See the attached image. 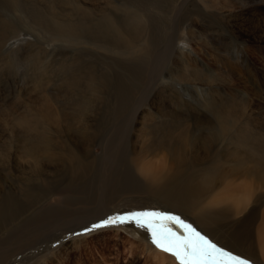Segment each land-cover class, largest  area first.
I'll use <instances>...</instances> for the list:
<instances>
[{"label": "bare ground", "instance_id": "bare-ground-1", "mask_svg": "<svg viewBox=\"0 0 264 264\" xmlns=\"http://www.w3.org/2000/svg\"><path fill=\"white\" fill-rule=\"evenodd\" d=\"M110 1L114 2L109 0L110 4ZM138 1L132 2L136 4ZM226 1L246 13L238 15L239 23L235 27L240 25L239 31L245 35L248 33V38L264 43V24L258 22V17L264 14V4L257 0ZM38 2L44 5V9L33 6L30 16L40 24L41 31L47 32L46 42L50 49L56 42H67L62 45L71 46L77 44L78 39L83 40L80 41L82 44L100 48L112 59L116 57L115 62L128 71L125 74L128 82L107 71L91 69L89 65L82 70L78 66L77 72V60H69L67 68L63 67L68 78L63 77L65 82L59 90L65 93L48 96V101L36 99L29 116L15 121L13 144L39 175L26 179V182L41 184L55 179L58 175L49 177L53 172L49 170L51 165L61 177L68 173L73 178L77 175V190L53 188L46 192L45 189L39 197L41 206L36 207L32 202L36 207L34 210L14 214L17 217L13 220H18L22 228L5 242L4 234H1L0 263L8 250L29 245L40 236L45 237L44 233L47 237L40 242L52 239L56 233L54 230L72 227L69 223L78 225L83 221L84 224L111 208L121 207L127 208L124 213L150 208L178 215L218 246L251 261V264H264V129L251 130L250 144L241 137L244 145H250L247 151L240 150L234 133L227 135L237 128L235 123L243 113L244 105L240 103L238 108L234 102H229L224 108L213 106L210 111L214 115L213 123L199 130L191 119L179 118L176 112L167 113L165 105L157 102L153 111H157L160 118L168 116L170 119L163 123L152 117L151 124L137 121L136 126L140 127L133 130L132 124L130 127L126 121L127 114L122 111L128 108L133 98L130 91L134 86L130 84L147 73L146 66L153 60L156 43L165 32L155 34L159 18L149 15L152 12L146 15L142 9L132 11L129 7L124 9L122 4V7H115L116 2L112 10L105 6L92 10L81 0L79 3L73 0ZM145 2L143 8L156 3L155 0ZM164 2L158 0L155 7L163 13ZM79 45L76 50H80ZM186 45L181 42L179 47L185 49ZM54 51L51 50V54ZM131 55L133 58L139 55L140 63H133L134 59L132 63L127 62ZM197 70L189 69L188 75L184 76L175 73L179 76L177 82H189V75L199 76ZM99 71L101 73L94 76ZM128 131L140 132V140L127 137ZM96 147L100 151L96 152ZM56 157L64 160H51ZM143 195L148 197L143 198ZM107 218L94 219L84 227L90 228ZM30 219L36 220L33 225L28 222ZM130 225L136 228L134 224ZM120 228L126 229L139 243L130 251L132 256L140 255L139 263L178 264L173 256L151 244L148 234V238H141L140 233L129 229L128 224L107 227L110 230ZM48 230L52 231L49 235ZM102 231L105 228L91 235Z\"/></svg>", "mask_w": 264, "mask_h": 264}, {"label": "rangeland", "instance_id": "rangeland-1", "mask_svg": "<svg viewBox=\"0 0 264 264\" xmlns=\"http://www.w3.org/2000/svg\"><path fill=\"white\" fill-rule=\"evenodd\" d=\"M38 1L0 0V212H6L0 214V241L3 233L5 238L3 242L10 240L22 228L18 220H13L17 217L16 215L41 206L42 201L39 197L43 190L46 189V192L53 188L66 191L77 190V175L75 179L70 177L69 173L61 177L62 175L52 169L51 165L49 170L53 172L49 177L58 175L55 179L46 180V184L26 182V179H34L39 175L33 166L26 162L27 158L20 156L13 144V137L16 133L15 121L20 117L29 116L36 99L48 101V96L65 93L59 90L65 82L62 80L63 77L68 78L66 69L63 67L67 68L70 64L69 60H77V72L80 68L82 70V67L89 65L91 69L94 68L101 72L104 70L103 72L107 71L117 78L123 77L124 80L126 79L125 74L128 73L115 62L116 57L114 60L113 57L104 54L102 49H94L90 44L88 46L82 44L80 41L83 40L80 39L77 40V44L72 43L71 46L62 45L67 42H56L57 45H55L48 41L51 45L54 44L50 49L46 42L47 32L41 31L40 24L32 20L30 16V8L33 6L44 9V5ZM73 1L80 2V0ZM81 1L86 2L92 10L98 6H105L112 10V5L116 2L115 7L123 5L124 9L129 7L132 11L142 9L146 15L152 12L149 15L157 16L155 18H159L160 21V26L156 21L155 31L158 32L155 34L165 31L156 43V49L151 57L152 62L146 66L148 67L147 73H143V78H138L134 84H130L134 86L130 91L133 92V98L128 108L122 112L127 114L125 115L126 121L130 127L133 126V130L140 127V125L136 126L137 121L150 123L152 117H156L157 122L165 123L170 119L168 116H165V119L160 118V114L153 111L157 102L165 105L167 113L176 112L175 114L180 115L179 118L191 119L199 130L213 123L214 115L210 112L213 106L217 105L216 109L224 108L227 103L234 102V106L244 105L245 108L235 123L238 124L237 128L230 130L227 135L234 133L240 143V150L247 151L250 146L248 141L251 137V130L253 128L264 129V43L248 38V33L245 35L239 31L240 25L235 27L239 23L238 15L246 14L242 12L241 7L229 4L226 0H165L162 4L166 7L163 13L155 8L158 0H155L156 3L153 6L146 5L145 8H143L145 1L150 0H145L143 3L139 0L136 4H133V0H114V2L110 1L111 4L108 3L109 0ZM257 1L264 4V0ZM258 22L264 24V14L258 17ZM33 30L38 32L35 33ZM94 42L99 41L94 40ZM181 42L187 43L185 49L179 47ZM77 45L81 52L76 50ZM51 50H55L54 53L51 54ZM58 52H61V55ZM133 57L131 55L127 62L132 63L134 59L133 63L136 64L138 61L140 63L139 55ZM189 69H198L199 76L189 75V82L185 80L177 82L179 79L177 74L188 75ZM100 71L94 76H98ZM152 103H154L153 106H151ZM62 107L66 109L65 106ZM133 133L135 136H131ZM127 137L140 140V132L128 131ZM241 137L249 144L244 145ZM95 151H100V148L96 147ZM43 154L48 156L47 153ZM51 160L64 159L56 157ZM143 196V198L148 197ZM153 201L159 203L156 199ZM126 209L111 208L104 215L94 216L92 220L88 219L90 221L85 223L91 224L98 218L105 219L124 214ZM35 221V219H30L28 222L33 225ZM82 222L78 224L79 226L69 223L72 227L68 229L54 230L55 236L52 239L48 238L45 242L40 241L47 237V233L42 234L45 237L40 236L37 241L29 245L25 244L24 247L17 246L12 249L10 247L11 250L7 249L8 253L2 257L5 258L0 264H143L138 262L140 255L135 257L130 254L132 248L139 243L126 229L105 228V231L91 235L94 231L84 233L86 227ZM128 227L140 233L139 237L148 238L144 230L133 228L130 224ZM48 231V235L52 233ZM143 232L146 234L144 235ZM79 236L80 238L77 239ZM8 245L9 242L5 248ZM61 245L63 246L60 247Z\"/></svg>", "mask_w": 264, "mask_h": 264}, {"label": "snow or ice", "instance_id": "snow-or-ice-1", "mask_svg": "<svg viewBox=\"0 0 264 264\" xmlns=\"http://www.w3.org/2000/svg\"><path fill=\"white\" fill-rule=\"evenodd\" d=\"M123 224H134L146 230L150 242L158 250L173 256L178 264H251V261L218 246L192 224L169 212L143 210L118 214L93 224L84 233Z\"/></svg>", "mask_w": 264, "mask_h": 264}]
</instances>
